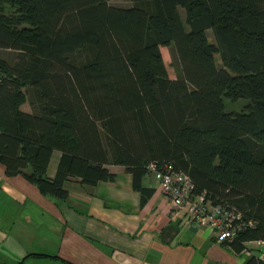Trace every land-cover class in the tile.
Returning <instances> with one entry per match:
<instances>
[{"label": "trees", "instance_id": "trees-1", "mask_svg": "<svg viewBox=\"0 0 264 264\" xmlns=\"http://www.w3.org/2000/svg\"><path fill=\"white\" fill-rule=\"evenodd\" d=\"M110 2L0 0V50L13 52L0 58L6 176L64 200L67 178L113 181L107 166L118 165L145 200L146 165L170 163L194 193L255 222L224 245L240 253L264 241V0ZM161 47L172 48L175 79ZM224 99L249 103L226 112ZM247 264L264 261L252 254Z\"/></svg>", "mask_w": 264, "mask_h": 264}, {"label": "crops", "instance_id": "crops-1", "mask_svg": "<svg viewBox=\"0 0 264 264\" xmlns=\"http://www.w3.org/2000/svg\"><path fill=\"white\" fill-rule=\"evenodd\" d=\"M26 105L21 109L28 112ZM59 158L54 151L49 178ZM107 168L113 181L88 185L69 177L67 197L58 200L21 175L7 177L0 164V264H247L243 251L216 242L210 229L175 209L157 181L142 177L151 190L143 200L130 173ZM252 253L264 261V246Z\"/></svg>", "mask_w": 264, "mask_h": 264}, {"label": "built area", "instance_id": "built-area-1", "mask_svg": "<svg viewBox=\"0 0 264 264\" xmlns=\"http://www.w3.org/2000/svg\"><path fill=\"white\" fill-rule=\"evenodd\" d=\"M146 175L159 183L161 193L175 209L183 211L190 222L210 229L218 243L232 242L241 232L255 227V222L233 205L227 202L213 203L205 193H194V184L189 175L174 170L170 163L158 165L149 162ZM263 246V240L248 241L243 252L251 256L252 247Z\"/></svg>", "mask_w": 264, "mask_h": 264}, {"label": "rangeland", "instance_id": "rangeland-1", "mask_svg": "<svg viewBox=\"0 0 264 264\" xmlns=\"http://www.w3.org/2000/svg\"><path fill=\"white\" fill-rule=\"evenodd\" d=\"M110 3L113 5L129 6L130 0H111ZM180 15H181L182 20L185 23V14H184L183 9H180ZM207 35L211 42H214V43L216 42L211 30L207 31ZM160 50H161L163 62L167 70L168 77L172 79L177 78L180 69H179V66L177 65V61L174 57L172 48L161 47ZM0 58L11 61V59L13 58V52L8 51V50H0ZM217 62L218 64H220V60L218 56H217ZM248 103L249 101L246 99H238V100L224 99L225 111L226 112H240L242 110H245ZM27 106L28 105H26V107Z\"/></svg>", "mask_w": 264, "mask_h": 264}, {"label": "water", "instance_id": "water-1", "mask_svg": "<svg viewBox=\"0 0 264 264\" xmlns=\"http://www.w3.org/2000/svg\"><path fill=\"white\" fill-rule=\"evenodd\" d=\"M187 227H188V225H185L184 228L182 229V231L185 230V228H187Z\"/></svg>", "mask_w": 264, "mask_h": 264}]
</instances>
